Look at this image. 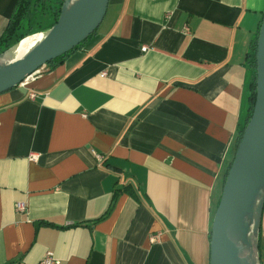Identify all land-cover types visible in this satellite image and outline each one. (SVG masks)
Wrapping results in <instances>:
<instances>
[{"label":"crops","instance_id":"crops-1","mask_svg":"<svg viewBox=\"0 0 264 264\" xmlns=\"http://www.w3.org/2000/svg\"><path fill=\"white\" fill-rule=\"evenodd\" d=\"M263 16L264 0H109L90 37L0 94V264H208ZM259 233L264 264V208Z\"/></svg>","mask_w":264,"mask_h":264},{"label":"water","instance_id":"water-1","mask_svg":"<svg viewBox=\"0 0 264 264\" xmlns=\"http://www.w3.org/2000/svg\"><path fill=\"white\" fill-rule=\"evenodd\" d=\"M109 0H64L55 24L23 57L3 62L0 94L17 87L49 62L77 48L100 26ZM264 208V16L255 52V98L214 211L208 264H260L259 231Z\"/></svg>","mask_w":264,"mask_h":264},{"label":"trees","instance_id":"trees-1","mask_svg":"<svg viewBox=\"0 0 264 264\" xmlns=\"http://www.w3.org/2000/svg\"><path fill=\"white\" fill-rule=\"evenodd\" d=\"M63 1L64 0H32L31 7H29L28 12L25 13V11H26L25 4L28 3V0H15L13 9H12L11 14H10L9 19H8V23L6 25V28H5L3 34L0 37V46L4 45L5 41L9 38L10 33L13 30V27H14V25L16 23V18L22 13H24L23 16L27 15L28 13L30 15L31 9H32V11L34 13L38 12L39 14H47L52 19V24L48 27L50 29L55 24V22L57 21V19L59 17L60 7H61ZM23 2H25V3L21 6V4ZM30 20H31V15H30ZM30 26H31V23H30ZM257 34H258V31H257ZM257 34L255 35V38L253 40V43L251 45V48H250L248 56H247L248 66H249V68L251 70V82H250V92H249V96H248V104H249V106H248V109H247L245 125H246V123H247V121H248V119L250 117V114H251V111H252V107H253V104H254V98H255V52H256ZM18 42L19 41H17V43ZM63 56H61V57L49 62L46 65L55 64ZM245 125L242 127V129L240 130V132L238 134V139H237V142H236V146L238 144V141L240 139V136L242 134V131H243ZM227 171H228V169H227ZM227 171H226V173H227ZM226 173H225V176H226ZM224 180H225V178H224ZM224 180H223V183H224ZM259 242H260V233H259ZM259 258H260V249H259Z\"/></svg>","mask_w":264,"mask_h":264},{"label":"rangeland","instance_id":"rangeland-1","mask_svg":"<svg viewBox=\"0 0 264 264\" xmlns=\"http://www.w3.org/2000/svg\"><path fill=\"white\" fill-rule=\"evenodd\" d=\"M32 0H28V3L25 4L26 11L28 12L29 7H31ZM23 2L21 6L24 4ZM24 13L20 14L16 18V23L13 27V30L10 33L9 38L5 41V44L0 46V55L7 53L16 43L21 39H24L29 36L36 34L44 33L49 30V26L52 24V19L47 14L34 13L31 9L29 13L23 16ZM31 23V26H30ZM7 47V48H6Z\"/></svg>","mask_w":264,"mask_h":264},{"label":"bare ground","instance_id":"bare-ground-1","mask_svg":"<svg viewBox=\"0 0 264 264\" xmlns=\"http://www.w3.org/2000/svg\"><path fill=\"white\" fill-rule=\"evenodd\" d=\"M43 36L44 34L40 33L22 39L12 47L10 53L4 58L3 62H12L13 60L23 57L43 38Z\"/></svg>","mask_w":264,"mask_h":264},{"label":"built area","instance_id":"built-area-1","mask_svg":"<svg viewBox=\"0 0 264 264\" xmlns=\"http://www.w3.org/2000/svg\"><path fill=\"white\" fill-rule=\"evenodd\" d=\"M141 51L142 52H144V51H146V47H142L141 48ZM44 67V66H43ZM43 67H41L39 70H37L36 72H34L33 74H31L30 76H28L24 81H22L19 85L20 86H25L28 82H29V80L31 79V78H33L35 75H37L40 71H41V69L43 68ZM34 97V93H29V98H33ZM37 158V156L36 155H31V159L32 160H35ZM96 158H97V160L99 161V162H102L103 161V157L102 156H99V155H96ZM17 210H19V211H23L24 210V206L23 205H17ZM149 240H150V242L151 243H154V242H156L157 240H158V236L157 235H154V236H151L150 238H149ZM37 264H59V261L58 260H56V259H54L52 256H50V255H46L45 257H43V259H41Z\"/></svg>","mask_w":264,"mask_h":264}]
</instances>
